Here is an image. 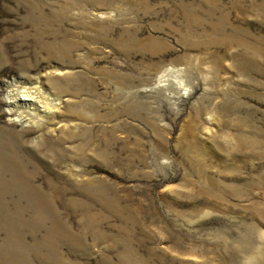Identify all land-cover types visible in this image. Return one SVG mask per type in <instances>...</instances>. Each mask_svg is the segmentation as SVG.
Segmentation results:
<instances>
[{
    "label": "rangeland",
    "instance_id": "374dc122",
    "mask_svg": "<svg viewBox=\"0 0 264 264\" xmlns=\"http://www.w3.org/2000/svg\"><path fill=\"white\" fill-rule=\"evenodd\" d=\"M0 264H264V0H0Z\"/></svg>",
    "mask_w": 264,
    "mask_h": 264
},
{
    "label": "bare ground",
    "instance_id": "6f19581e",
    "mask_svg": "<svg viewBox=\"0 0 264 264\" xmlns=\"http://www.w3.org/2000/svg\"><path fill=\"white\" fill-rule=\"evenodd\" d=\"M5 95L1 99L2 113L10 124L23 128H42L52 124L60 109L61 100L53 97L41 84L39 78L13 79L4 85Z\"/></svg>",
    "mask_w": 264,
    "mask_h": 264
}]
</instances>
